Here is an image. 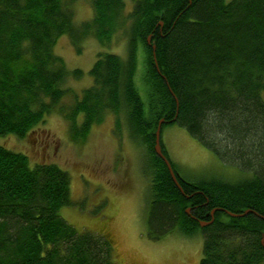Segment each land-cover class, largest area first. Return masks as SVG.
I'll return each instance as SVG.
<instances>
[{
	"label": "trees",
	"instance_id": "obj_1",
	"mask_svg": "<svg viewBox=\"0 0 264 264\" xmlns=\"http://www.w3.org/2000/svg\"><path fill=\"white\" fill-rule=\"evenodd\" d=\"M89 1L91 18L76 22L75 0H0V137L23 138L56 109L80 142L111 114L117 140L125 133L145 153L152 236L200 230L197 264H264V0H131L129 10L124 0ZM117 34L126 55L98 51L91 83L70 105L59 104L67 79L84 72L55 52L58 38L80 53L87 36L109 45ZM139 48L144 97L134 80ZM161 119V150L179 187L154 148ZM173 124L236 173L184 174L161 139ZM68 204L67 170L31 165L0 144V264H117L105 235L60 215ZM212 209L213 220L200 226Z\"/></svg>",
	"mask_w": 264,
	"mask_h": 264
},
{
	"label": "rangeland",
	"instance_id": "obj_2",
	"mask_svg": "<svg viewBox=\"0 0 264 264\" xmlns=\"http://www.w3.org/2000/svg\"><path fill=\"white\" fill-rule=\"evenodd\" d=\"M124 1L129 10L131 0ZM73 9L76 22L92 16L89 0H75ZM81 45V52L76 53L63 35L54 47L69 69L80 68L84 72L81 77H70L65 82L70 91L59 103L64 106L73 103L75 94L91 83L87 70L98 51L126 55L125 39L118 34L109 45L99 44L93 35L84 38ZM139 49L134 80L144 97L142 51ZM112 124V115L106 114L101 122L92 126L85 140L74 142L69 137L66 119L55 109L23 138L5 135L0 137V144L25 153L31 165L54 162L68 171L71 204L62 206L60 215L77 230L105 235L117 264H197L202 256L200 230L189 236L173 228L158 238L152 236L158 228L146 222L145 153L125 133L117 140ZM161 139L169 158L189 177H227L236 173L235 166L222 163L211 150L176 124L165 126Z\"/></svg>",
	"mask_w": 264,
	"mask_h": 264
},
{
	"label": "water",
	"instance_id": "obj_3",
	"mask_svg": "<svg viewBox=\"0 0 264 264\" xmlns=\"http://www.w3.org/2000/svg\"><path fill=\"white\" fill-rule=\"evenodd\" d=\"M159 24H161V22H159ZM149 41H150V37L148 36V37H147V42L149 43ZM152 48L154 49V45L152 46ZM162 122H164V119L159 120L158 125H157V128H156V131H155V146H154V148H155L156 153H157V154H158V155L164 160V162H165V164H166V166H167V168H168V170H169V173H170L172 179L175 181L176 185L179 187V183H178V181H177L176 174H175V172L173 171L170 162L168 161V159L165 157V155L162 153V150H161V146H160L159 138H160V127H161V123H162ZM186 211L189 212V207L186 208ZM214 211H215V209H212L211 212H210V213H211V220H210V221L199 220V224H200V226H205V225H207L208 223H210V222L213 220V213H214ZM248 211H249V210L246 209V210H244V211L241 212V213H233V212H230V211H228L227 213H228L230 216H235V217H237V216H243V215L246 214Z\"/></svg>",
	"mask_w": 264,
	"mask_h": 264
},
{
	"label": "bare ground",
	"instance_id": "obj_4",
	"mask_svg": "<svg viewBox=\"0 0 264 264\" xmlns=\"http://www.w3.org/2000/svg\"><path fill=\"white\" fill-rule=\"evenodd\" d=\"M161 15V14H160Z\"/></svg>",
	"mask_w": 264,
	"mask_h": 264
},
{
	"label": "flooded vegetation",
	"instance_id": "obj_5",
	"mask_svg": "<svg viewBox=\"0 0 264 264\" xmlns=\"http://www.w3.org/2000/svg\"><path fill=\"white\" fill-rule=\"evenodd\" d=\"M211 216V215H210Z\"/></svg>",
	"mask_w": 264,
	"mask_h": 264
}]
</instances>
